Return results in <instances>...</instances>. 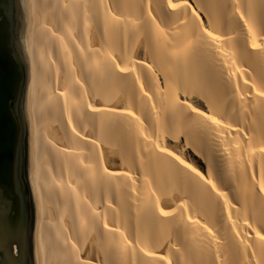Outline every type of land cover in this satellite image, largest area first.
<instances>
[{
	"label": "bare ground",
	"instance_id": "obj_1",
	"mask_svg": "<svg viewBox=\"0 0 264 264\" xmlns=\"http://www.w3.org/2000/svg\"><path fill=\"white\" fill-rule=\"evenodd\" d=\"M20 1L34 263L264 264V0Z\"/></svg>",
	"mask_w": 264,
	"mask_h": 264
},
{
	"label": "flooded vegetation",
	"instance_id": "obj_2",
	"mask_svg": "<svg viewBox=\"0 0 264 264\" xmlns=\"http://www.w3.org/2000/svg\"><path fill=\"white\" fill-rule=\"evenodd\" d=\"M14 0H0L1 46L5 58L0 71V264H33V212L24 165L25 127L23 123L24 87L18 102L10 98V17ZM20 8V2L18 0ZM20 22H22L20 17ZM25 81V76H24ZM25 83V82H24ZM10 115L21 125L17 155L10 168Z\"/></svg>",
	"mask_w": 264,
	"mask_h": 264
},
{
	"label": "water",
	"instance_id": "obj_3",
	"mask_svg": "<svg viewBox=\"0 0 264 264\" xmlns=\"http://www.w3.org/2000/svg\"><path fill=\"white\" fill-rule=\"evenodd\" d=\"M13 1V0H11ZM15 5H9L7 16L10 17V22L7 28V31L10 30V98L15 99L18 102L19 94L23 86H25L26 76H27V64L24 60V55L22 52L20 37H21V22L20 17L22 16V12L18 5V0H14ZM3 13L2 7H0V16ZM3 17L5 14L2 15ZM2 24L0 25V29ZM1 35V31H0ZM1 38H0V71L3 66V59L5 55L3 54V49L1 46ZM25 76V81H24ZM24 114V113H23ZM23 123L25 127V135H26V125L25 118L23 116ZM21 125H17L14 121L12 115H10V168L14 162V158L17 155V148L19 146ZM26 142V140H25ZM26 144V143H25ZM26 150V145H25ZM25 150H24V162H25ZM25 165V163H24ZM30 194V193H29Z\"/></svg>",
	"mask_w": 264,
	"mask_h": 264
},
{
	"label": "rangeland",
	"instance_id": "obj_4",
	"mask_svg": "<svg viewBox=\"0 0 264 264\" xmlns=\"http://www.w3.org/2000/svg\"><path fill=\"white\" fill-rule=\"evenodd\" d=\"M19 2H20V5H21V1L20 0H19ZM21 20H22V22H21V32H20L21 37H20V42H21L22 52L24 53V51H23V43H22L23 42V34H24L23 14L21 16ZM23 55H24V60L27 63V60L25 58V54H23ZM26 69H27V76H26L27 80L26 81H28V67ZM23 96H24V103H23V107H24V105H25V92H24ZM25 125H26V121H25ZM27 134H28V132H27V126H26V147H27ZM27 160L28 159H27V148H26V150H25V171H26V182H27V185L29 187V193H30V199H31V206H32V212H33V226H32V238H33L34 223H35V209H34V205H33V198H32V194H31V190H30V185H29V182H28ZM33 248H34V246H33V239H32V248H31V250H32V261H33V264H35L34 263V260H33Z\"/></svg>",
	"mask_w": 264,
	"mask_h": 264
}]
</instances>
